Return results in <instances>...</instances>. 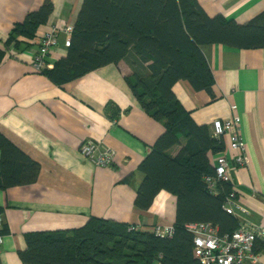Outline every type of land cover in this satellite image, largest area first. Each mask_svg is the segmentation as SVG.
<instances>
[{
	"label": "crops",
	"instance_id": "0c3cea01",
	"mask_svg": "<svg viewBox=\"0 0 264 264\" xmlns=\"http://www.w3.org/2000/svg\"><path fill=\"white\" fill-rule=\"evenodd\" d=\"M44 1L0 0V48L6 50L0 65V132L41 165L35 183L0 189L1 217L9 228L0 244V264H25L20 252L30 232L73 230L92 217L153 232L176 221L177 197L171 192L161 191L148 210L135 204L144 177L139 165L165 128L136 99L126 79L132 74L128 61L96 69L63 86L33 66L41 37L54 28L60 33L47 67L68 54L65 29L75 25L84 0H52L54 12L36 36L6 47L14 25ZM199 2L210 16L221 14L240 23L264 11V0ZM203 49L214 75L216 99L197 92L186 80L174 91L198 124L211 126L214 119L233 113L241 117L249 164L235 169L233 188L246 209L238 213L240 221L263 232L256 249L264 264V48L216 43ZM109 103L121 108L118 119L107 114ZM87 141L112 150L113 164L101 166L83 155L80 148Z\"/></svg>",
	"mask_w": 264,
	"mask_h": 264
},
{
	"label": "trees",
	"instance_id": "16d2710c",
	"mask_svg": "<svg viewBox=\"0 0 264 264\" xmlns=\"http://www.w3.org/2000/svg\"><path fill=\"white\" fill-rule=\"evenodd\" d=\"M54 9L53 1L45 0L30 11L14 25L6 47L21 45L20 38L33 39ZM216 43L264 48V11L240 23L221 14L210 16L199 0L83 1L68 54L41 72L63 86L96 69L128 61L132 74L126 79L136 99L165 128L139 165L144 177L135 204L148 210L161 191L173 193L177 197L175 232L161 236L92 217L73 230L27 233V246L20 252L25 264H200L188 224L210 222L221 235L239 227L240 219L224 208L233 184L220 182L215 191L206 180L215 174L214 159L225 150V141L213 136L211 126L198 124L174 91L179 81L186 80L197 92L216 99L214 75L203 49ZM5 55L0 48V65ZM121 112L116 104H108L111 119H118ZM177 146L179 151L172 155ZM0 153V189L38 180L39 162L2 132ZM7 233L9 228L2 221L0 235Z\"/></svg>",
	"mask_w": 264,
	"mask_h": 264
},
{
	"label": "built area",
	"instance_id": "2783aa9c",
	"mask_svg": "<svg viewBox=\"0 0 264 264\" xmlns=\"http://www.w3.org/2000/svg\"><path fill=\"white\" fill-rule=\"evenodd\" d=\"M74 26H67L65 33L68 38L66 47L71 45V36ZM60 31L54 28L44 34L39 41V49L35 54L33 66L37 71L47 67V58L51 49L57 45ZM232 104V111L236 110ZM241 117L233 113L229 118H216L211 124L214 137L225 141L226 148L215 159V174L206 178L210 189L215 190L218 183L233 184V172L249 164L247 145L241 133ZM83 155L92 159L101 166H110L114 161V152L100 148L96 142L87 141L80 148ZM234 163H231V162ZM225 210L238 217L239 212L246 213L238 200L234 188L227 194ZM239 218V217H238ZM0 215V225L2 224ZM192 233L194 240V254L200 264H260V255L256 252V243L263 232L253 228L247 222L240 221L239 227L231 234L221 235L217 226L210 222L190 223L186 226ZM157 235L171 237L174 235V226L160 227L155 231ZM3 235H0V244Z\"/></svg>",
	"mask_w": 264,
	"mask_h": 264
}]
</instances>
